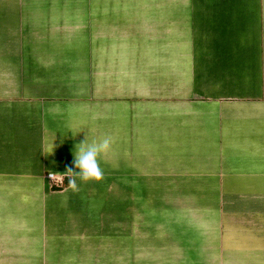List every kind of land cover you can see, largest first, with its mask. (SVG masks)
I'll list each match as a JSON object with an SVG mask.
<instances>
[{"label": "crops", "instance_id": "1", "mask_svg": "<svg viewBox=\"0 0 264 264\" xmlns=\"http://www.w3.org/2000/svg\"><path fill=\"white\" fill-rule=\"evenodd\" d=\"M64 2L0 0V264H264V0Z\"/></svg>", "mask_w": 264, "mask_h": 264}, {"label": "clouds", "instance_id": "2", "mask_svg": "<svg viewBox=\"0 0 264 264\" xmlns=\"http://www.w3.org/2000/svg\"><path fill=\"white\" fill-rule=\"evenodd\" d=\"M113 138L108 136L100 141L88 143L87 139L76 146L74 153V171L68 168L64 173L50 172L49 179L57 184H63L65 177H68L67 188L73 192L79 191L77 180L87 183L89 181L99 182L103 180L104 173L100 166V159L108 156L112 151ZM52 147L46 154L52 152Z\"/></svg>", "mask_w": 264, "mask_h": 264}, {"label": "rangeland", "instance_id": "3", "mask_svg": "<svg viewBox=\"0 0 264 264\" xmlns=\"http://www.w3.org/2000/svg\"><path fill=\"white\" fill-rule=\"evenodd\" d=\"M54 1L56 0L53 1L48 0V3L54 4ZM61 1L62 4H66L64 0ZM89 1L90 4H111V6H119L120 4H151L152 2V0H89ZM77 4H86V0H77ZM112 188H116V186H112ZM113 192L114 191H112V195H111L112 199H111L110 207L105 210V216L104 217L102 216L98 223H106V224L118 223L117 199H113V197H115V193ZM115 192L117 193V191Z\"/></svg>", "mask_w": 264, "mask_h": 264}, {"label": "built area", "instance_id": "4", "mask_svg": "<svg viewBox=\"0 0 264 264\" xmlns=\"http://www.w3.org/2000/svg\"><path fill=\"white\" fill-rule=\"evenodd\" d=\"M48 179H49V175H48ZM49 180H50V179H49ZM52 182H53V181H52ZM53 186H54L55 188H60V187L63 186V184H57V183L53 182Z\"/></svg>", "mask_w": 264, "mask_h": 264}, {"label": "trees", "instance_id": "5", "mask_svg": "<svg viewBox=\"0 0 264 264\" xmlns=\"http://www.w3.org/2000/svg\"><path fill=\"white\" fill-rule=\"evenodd\" d=\"M67 185H68V182H65V183H64V187L67 186Z\"/></svg>", "mask_w": 264, "mask_h": 264}]
</instances>
